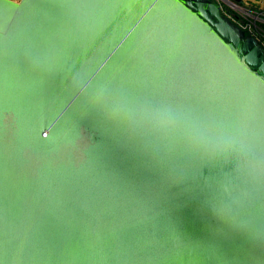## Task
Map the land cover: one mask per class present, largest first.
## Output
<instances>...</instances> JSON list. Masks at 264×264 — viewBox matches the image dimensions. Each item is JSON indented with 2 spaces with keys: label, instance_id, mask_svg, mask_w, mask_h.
<instances>
[{
  "label": "water",
  "instance_id": "water-1",
  "mask_svg": "<svg viewBox=\"0 0 264 264\" xmlns=\"http://www.w3.org/2000/svg\"><path fill=\"white\" fill-rule=\"evenodd\" d=\"M0 264H264L256 38L213 0H0Z\"/></svg>",
  "mask_w": 264,
  "mask_h": 264
},
{
  "label": "built area",
  "instance_id": "built-area-1",
  "mask_svg": "<svg viewBox=\"0 0 264 264\" xmlns=\"http://www.w3.org/2000/svg\"><path fill=\"white\" fill-rule=\"evenodd\" d=\"M215 1V0H214ZM220 10L233 24L256 38L264 49V0H219Z\"/></svg>",
  "mask_w": 264,
  "mask_h": 264
},
{
  "label": "rangeland",
  "instance_id": "rangeland-1",
  "mask_svg": "<svg viewBox=\"0 0 264 264\" xmlns=\"http://www.w3.org/2000/svg\"><path fill=\"white\" fill-rule=\"evenodd\" d=\"M214 1V0H213ZM215 2H217L218 4H220V1L219 0H215Z\"/></svg>",
  "mask_w": 264,
  "mask_h": 264
},
{
  "label": "snow or ice",
  "instance_id": "snow-or-ice-1",
  "mask_svg": "<svg viewBox=\"0 0 264 264\" xmlns=\"http://www.w3.org/2000/svg\"><path fill=\"white\" fill-rule=\"evenodd\" d=\"M46 136L48 135V133L47 134H45Z\"/></svg>",
  "mask_w": 264,
  "mask_h": 264
}]
</instances>
